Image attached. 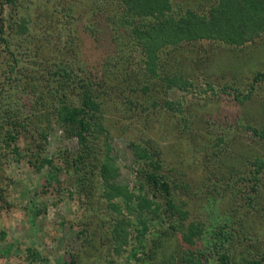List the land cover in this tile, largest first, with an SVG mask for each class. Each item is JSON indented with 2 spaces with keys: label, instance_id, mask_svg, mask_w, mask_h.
Masks as SVG:
<instances>
[{
  "label": "trees",
  "instance_id": "1",
  "mask_svg": "<svg viewBox=\"0 0 264 264\" xmlns=\"http://www.w3.org/2000/svg\"><path fill=\"white\" fill-rule=\"evenodd\" d=\"M195 1L0 0V140L18 155L24 141V157L38 169L50 167L49 181L62 188L63 174L70 195L87 196V211L103 217L108 228L101 225L87 235L84 223L78 236L93 243L109 238L107 253L129 264H264V252L255 245L240 248L245 226L239 222L215 225L208 252L198 247L208 235L206 224L189 219L186 200L175 201L170 170L153 159L158 155L148 146L135 145L138 164L149 157L154 169H138L136 175L161 189V202L143 185L136 192L115 183L119 168L110 155L109 114L122 118L121 129L136 122L147 128L161 97L152 81L162 79L169 88L186 81L184 67L172 59L182 42L188 46L203 35L235 41L264 31V0ZM82 32L94 39L105 34L121 60H107L95 74L82 46L74 47ZM253 79L264 81V71ZM55 127L78 146L61 152L60 164L45 154ZM259 136L264 139V127ZM246 163L251 168L243 163L241 174L257 181L264 174V154ZM173 239L180 250L176 246L167 254ZM27 253L30 261L43 260L37 250ZM74 257L61 264H77Z\"/></svg>",
  "mask_w": 264,
  "mask_h": 264
},
{
  "label": "rangeland",
  "instance_id": "2",
  "mask_svg": "<svg viewBox=\"0 0 264 264\" xmlns=\"http://www.w3.org/2000/svg\"><path fill=\"white\" fill-rule=\"evenodd\" d=\"M101 36L94 39L82 32L74 38V47L82 46L95 74L107 60H121L106 35ZM184 43L172 59L184 67L186 81L170 88L162 79L152 81L151 89L157 88L161 97L147 128L136 122L121 129L122 118L109 114L110 155L116 157L119 168L115 183L136 192L143 185L155 193L153 200L161 202L157 198L161 189L144 174L136 175L138 169H154L149 157L138 164L136 151L140 148L135 145L148 146L158 155L153 159L170 170L178 205L186 200L189 219L204 220L208 235L199 240L200 249L208 252L209 234L215 225L239 222L245 226V232H239L240 248L251 243L264 252V174L257 181L250 174H241L244 164L251 168L246 162L264 154V139L259 136L264 127V81L253 79L264 71V31L241 35L235 41L203 35L191 45L183 47ZM166 65L169 70L175 62ZM19 145L20 155L0 140V264H61L74 256L77 264H129L128 259L107 253L104 242L109 238L102 236L104 239L93 243L87 237L101 225L108 228L101 222L103 217L98 219L87 211V196L70 195L63 174L59 177L62 188L57 181H49L50 167L38 169L24 157V141ZM77 147L75 138L55 127L45 154L60 164L61 152ZM84 223L89 225L87 235L78 236ZM169 245L167 254L181 247L177 240ZM27 249L37 250L43 260L30 261Z\"/></svg>",
  "mask_w": 264,
  "mask_h": 264
}]
</instances>
